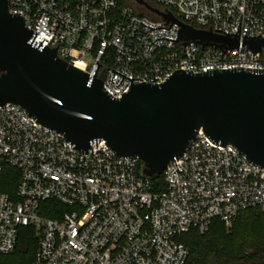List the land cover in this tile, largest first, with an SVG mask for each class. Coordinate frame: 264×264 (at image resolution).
I'll list each match as a JSON object with an SVG mask.
<instances>
[{
    "label": "built area",
    "instance_id": "1",
    "mask_svg": "<svg viewBox=\"0 0 264 264\" xmlns=\"http://www.w3.org/2000/svg\"><path fill=\"white\" fill-rule=\"evenodd\" d=\"M145 1L194 29L239 34L238 43L243 35L264 37V0ZM7 11L37 33L34 41L58 44V57L83 63L90 75L98 60L96 75L115 98L130 83L107 68L139 80L133 84L162 83L181 70L264 69V47L222 53L225 48L210 44L155 40H175L178 26L164 29L170 23L118 0H7ZM91 146L93 153L77 152L20 106H0V172L19 171L14 195L0 192V255L15 249L19 228L32 225L39 242L30 264H185L181 234L203 233L214 218L229 226L246 208L264 211V168L231 145L213 144L201 130L161 171L165 187L158 193L139 158L117 156L103 140ZM46 200L67 211L59 219L40 216L39 202Z\"/></svg>",
    "mask_w": 264,
    "mask_h": 264
},
{
    "label": "water",
    "instance_id": "2",
    "mask_svg": "<svg viewBox=\"0 0 264 264\" xmlns=\"http://www.w3.org/2000/svg\"><path fill=\"white\" fill-rule=\"evenodd\" d=\"M133 1L170 23L152 28L140 22L150 30L178 26L175 40H155L210 44L225 48L222 53L238 45L252 53L264 47L260 34L243 35L238 43L239 34L194 29L166 8ZM36 35L21 16L8 13L7 0H0V106H20L35 122L61 133L71 149L93 153L92 143L103 140L117 156L139 158L144 174L153 177L179 159L201 130L213 144L231 145L250 164L264 168V69L181 70L162 83L133 84L139 80L107 68L130 83L115 98L96 75L98 60L90 75L58 57V44L48 48L34 41Z\"/></svg>",
    "mask_w": 264,
    "mask_h": 264
},
{
    "label": "trees",
    "instance_id": "3",
    "mask_svg": "<svg viewBox=\"0 0 264 264\" xmlns=\"http://www.w3.org/2000/svg\"><path fill=\"white\" fill-rule=\"evenodd\" d=\"M118 2L132 7L137 13L147 11L152 14L133 0ZM18 179L19 171L5 166L0 172V192L13 196ZM150 183L152 192L164 190L161 174L150 177ZM63 211H67V207L58 202H39L38 213L42 217L59 219ZM178 240L189 251L185 264H264V211L258 206L246 208L236 215L229 226L214 218L203 233L191 229L181 234ZM38 242L39 232L34 226L19 228L15 249L0 255V264H30Z\"/></svg>",
    "mask_w": 264,
    "mask_h": 264
},
{
    "label": "bare ground",
    "instance_id": "4",
    "mask_svg": "<svg viewBox=\"0 0 264 264\" xmlns=\"http://www.w3.org/2000/svg\"><path fill=\"white\" fill-rule=\"evenodd\" d=\"M74 66L79 68L80 70H83V71L85 70L83 63H81L79 61L74 62Z\"/></svg>",
    "mask_w": 264,
    "mask_h": 264
},
{
    "label": "rangeland",
    "instance_id": "5",
    "mask_svg": "<svg viewBox=\"0 0 264 264\" xmlns=\"http://www.w3.org/2000/svg\"><path fill=\"white\" fill-rule=\"evenodd\" d=\"M145 10V9H144ZM144 10H142V11H144ZM144 15H150L149 13H147V11H144ZM150 16H153L152 14L150 15ZM84 60L86 61V62H90L91 60H90V58L88 57V56H86L85 58H84ZM100 74V73H99Z\"/></svg>",
    "mask_w": 264,
    "mask_h": 264
}]
</instances>
